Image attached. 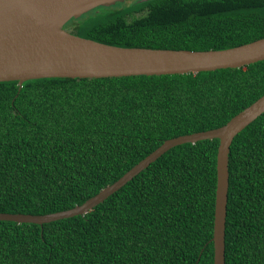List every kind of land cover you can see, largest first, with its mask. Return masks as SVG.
Segmentation results:
<instances>
[{
    "label": "trees",
    "instance_id": "obj_1",
    "mask_svg": "<svg viewBox=\"0 0 264 264\" xmlns=\"http://www.w3.org/2000/svg\"><path fill=\"white\" fill-rule=\"evenodd\" d=\"M63 28L125 48L225 50L264 38V0H127ZM264 95V60L197 74L0 82V213L83 204L168 139ZM218 140L173 147L83 216L0 221V264H213ZM225 264H264V113L232 141Z\"/></svg>",
    "mask_w": 264,
    "mask_h": 264
},
{
    "label": "water",
    "instance_id": "obj_2",
    "mask_svg": "<svg viewBox=\"0 0 264 264\" xmlns=\"http://www.w3.org/2000/svg\"><path fill=\"white\" fill-rule=\"evenodd\" d=\"M127 0H0V82L45 78H120L197 74L237 69L264 60V38L225 50L125 48L85 39L65 30L97 7ZM140 2L150 0H139ZM264 113V95L223 126L168 139L113 184L83 204L44 215L0 213V221L42 225L83 216L145 170L169 149L217 139L216 187L212 242L214 263L225 264V218L228 158L233 139Z\"/></svg>",
    "mask_w": 264,
    "mask_h": 264
},
{
    "label": "bare ground",
    "instance_id": "obj_3",
    "mask_svg": "<svg viewBox=\"0 0 264 264\" xmlns=\"http://www.w3.org/2000/svg\"><path fill=\"white\" fill-rule=\"evenodd\" d=\"M76 35V34H75ZM78 36V35H77ZM79 37H81V36H79ZM83 38V37H82ZM85 39H87V38H85ZM91 40V39H90ZM215 205V204H214Z\"/></svg>",
    "mask_w": 264,
    "mask_h": 264
}]
</instances>
